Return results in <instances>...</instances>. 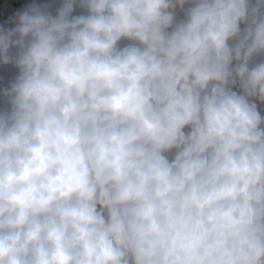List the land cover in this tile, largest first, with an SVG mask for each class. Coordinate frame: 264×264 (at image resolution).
<instances>
[{"label": "clouds", "instance_id": "9594fccd", "mask_svg": "<svg viewBox=\"0 0 264 264\" xmlns=\"http://www.w3.org/2000/svg\"><path fill=\"white\" fill-rule=\"evenodd\" d=\"M0 264H264V0H0Z\"/></svg>", "mask_w": 264, "mask_h": 264}]
</instances>
